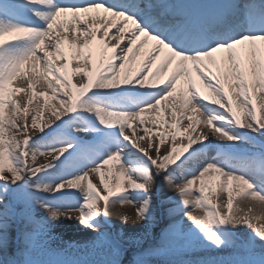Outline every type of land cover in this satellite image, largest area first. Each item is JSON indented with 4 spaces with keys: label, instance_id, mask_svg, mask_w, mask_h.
Here are the masks:
<instances>
[{
    "label": "snow or ice",
    "instance_id": "snow-or-ice-1",
    "mask_svg": "<svg viewBox=\"0 0 264 264\" xmlns=\"http://www.w3.org/2000/svg\"><path fill=\"white\" fill-rule=\"evenodd\" d=\"M129 250L264 264V0H0V264Z\"/></svg>",
    "mask_w": 264,
    "mask_h": 264
},
{
    "label": "rangeland",
    "instance_id": "rangeland-1",
    "mask_svg": "<svg viewBox=\"0 0 264 264\" xmlns=\"http://www.w3.org/2000/svg\"><path fill=\"white\" fill-rule=\"evenodd\" d=\"M47 115V113H46ZM45 162V158L44 157H38L37 163H44ZM117 208H119V205H117ZM122 210H125V212H127L129 215H134V209L131 207H126ZM113 224L115 225L116 230H120L121 228H123V230L125 232H132V231H138V227L136 226H132L130 223L128 225H121L120 222L118 220H116L115 218H113ZM58 235L60 237L59 240H57L54 243V246L56 244H60L63 243L65 245V247H67L68 245H80L84 240L86 239H90L91 237L89 236L88 233L81 231V230H77V229H69V230H65V231H60L58 232ZM131 250L127 251L124 256L122 257V259L125 261L128 258V253H130ZM131 257L130 258V263L133 259V254L129 255Z\"/></svg>",
    "mask_w": 264,
    "mask_h": 264
},
{
    "label": "bare ground",
    "instance_id": "bare-ground-1",
    "mask_svg": "<svg viewBox=\"0 0 264 264\" xmlns=\"http://www.w3.org/2000/svg\"><path fill=\"white\" fill-rule=\"evenodd\" d=\"M146 52H147V46H146L144 49H141V55L145 54ZM218 55H219V54H218ZM136 66H137L136 63L134 62V64H133V70L135 69ZM170 71H171V66H170L169 69H168V72H170ZM193 73H194V75H193V79L196 81L197 86L200 88V90H201V92H202L203 94H207V90L203 88V84L200 82V79H199V77L196 75V73H195L194 70H193ZM129 74L131 75V73H129ZM166 74H167V73H166ZM178 92H179V86H178ZM146 119H147V116H146ZM141 143L144 144V141H141ZM122 211L125 212V210H122ZM130 224L133 226V224H132L131 222H130ZM134 226H135V225H134Z\"/></svg>",
    "mask_w": 264,
    "mask_h": 264
}]
</instances>
